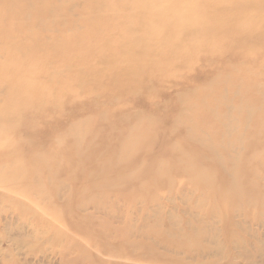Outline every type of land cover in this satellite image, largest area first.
<instances>
[{"label": "rangeland", "instance_id": "rangeland-1", "mask_svg": "<svg viewBox=\"0 0 264 264\" xmlns=\"http://www.w3.org/2000/svg\"><path fill=\"white\" fill-rule=\"evenodd\" d=\"M177 1L204 24L137 76L99 58L139 12L2 10L0 264H264V2Z\"/></svg>", "mask_w": 264, "mask_h": 264}, {"label": "bare ground", "instance_id": "bare-ground-1", "mask_svg": "<svg viewBox=\"0 0 264 264\" xmlns=\"http://www.w3.org/2000/svg\"><path fill=\"white\" fill-rule=\"evenodd\" d=\"M14 1L15 0H1L2 7H0L1 8L0 15L2 14V10H5L9 13L13 12L16 15L19 14L20 10L19 11L17 10V7L19 5H17ZM21 1L22 4H25L28 8L36 9L37 13L38 14L41 13L42 16H44L47 12L51 13V15H54L56 12L60 11V9L63 6L62 3L60 4L53 3L52 0H21ZM69 1L70 0H66L68 4ZM92 1H93L92 6H90L91 8L95 7V4L99 3V0H92ZM188 1H196V0H187L186 2ZM224 1L225 2L229 1L230 3H235L237 1L238 2L237 9L241 7L240 2H245V3L250 2V0H242V1L224 0ZM208 3L209 0H207V4ZM112 5L120 8H129V11L132 14V16H136L135 13L137 12L141 14V16L138 17L139 22L136 23L138 25L134 26L135 30L139 34L138 36H133V34L126 35V39H124L125 42L123 43L122 48H120L119 51L114 54L116 56L112 58L110 61H102L101 60L102 58H99L100 62H103L101 66H99L100 71L102 70V68L108 66L113 67L114 70H117V68L123 69L125 68V66H129V67L131 66V68L133 69L132 74L134 76H137L140 73L144 72L145 66L147 65L153 66V61H152L153 59L150 56L152 52L156 53L157 58L160 61L164 59V56H167L168 59H175L178 56H180L181 52H178L173 48H168V43L176 44L177 42L182 40L183 37H187L188 35L192 34L193 30L197 25L204 24L205 22L204 16L202 17L201 15L197 17L194 8L191 10L190 6L188 5H187L189 9L188 15L175 14L173 11L174 8L178 5L177 0H173V1L159 0V2L158 0H122V1L114 0V2L111 3L110 6L112 7ZM113 12L115 13L114 10ZM262 14H264V11L258 13V15H262ZM99 16H101V14ZM11 18L13 19V21H19L18 19H14L12 16ZM240 18L241 16L239 15L238 12L237 15L231 17L229 21H231V23L234 24L238 22ZM251 19L252 17L249 16L245 18V20L247 21H250ZM108 20H110L111 22V19ZM157 20L161 22L159 25L155 24ZM188 22L192 26H188L187 28H185L187 25L186 23ZM0 29H1V25H0ZM149 39L153 41L156 39V41L154 44H151L150 43L151 41H147ZM103 45L107 46L108 42L104 41ZM133 47L134 49L135 48L138 49H135V53L132 54L131 52V55H129L130 50L131 49L133 50ZM103 71H107V69L105 70L104 68ZM116 80L117 79H115V81Z\"/></svg>", "mask_w": 264, "mask_h": 264}]
</instances>
